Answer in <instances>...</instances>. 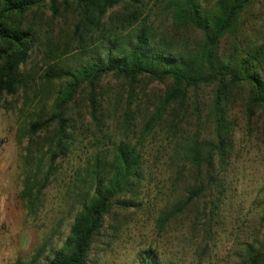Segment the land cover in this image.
Segmentation results:
<instances>
[{
    "label": "trees",
    "instance_id": "trees-1",
    "mask_svg": "<svg viewBox=\"0 0 264 264\" xmlns=\"http://www.w3.org/2000/svg\"><path fill=\"white\" fill-rule=\"evenodd\" d=\"M258 1L155 0L148 6L146 0H0V96L13 95L26 84L21 67L39 46L46 49L44 77L64 83L53 112L31 122L27 135L54 125L56 154L65 155L75 140L68 110L79 89H87L90 119L98 131L100 81L111 76L122 87L118 139L108 135L107 152L97 149L86 157L81 207L46 264H89L107 217L113 219L111 210L116 206L129 213L138 205L134 189L144 178L145 141L159 132L167 136L187 182L177 199L159 209L156 229L163 231L205 197L211 229L225 197L222 175L232 157L236 110L248 133L256 130L264 137V39L252 43L240 35L242 14ZM45 6L51 19L61 9L71 14V35L66 30L52 34L38 13ZM160 16L166 22L155 24ZM226 35L233 39L227 50L221 47ZM92 37L100 43L96 54L77 67L64 66L63 56L72 45L84 48ZM152 84L162 88L151 89ZM242 252L237 264H264V244L247 243ZM42 253L39 249L32 260ZM137 264L176 263L149 247Z\"/></svg>",
    "mask_w": 264,
    "mask_h": 264
},
{
    "label": "rangeland",
    "instance_id": "rangeland-1",
    "mask_svg": "<svg viewBox=\"0 0 264 264\" xmlns=\"http://www.w3.org/2000/svg\"><path fill=\"white\" fill-rule=\"evenodd\" d=\"M146 1L151 6L155 0ZM204 1L212 4L215 0ZM38 13L44 23L49 22L52 34L58 35L59 30L65 34L66 30L71 35L70 13L61 9L59 16L51 19L48 6ZM32 16V12L27 14L28 19ZM240 21V35L260 43L264 39V0L244 12ZM161 22H166L165 17H158L155 24ZM189 37L197 38V34ZM232 40L226 35L221 47L227 50ZM99 44L96 37L89 38L84 48L73 44L63 56V65L77 67L96 54ZM45 50L35 47L21 67L26 84L13 95L0 96V264L18 259L24 264L47 263L81 207L86 157L97 149L107 152L111 146L108 135L118 139L122 87L111 76L99 85L103 98L99 95L97 101L103 107L97 112L102 122L98 131L90 119L87 89H79L68 110L76 126L75 140L65 155L56 154L54 125L32 136L26 134L31 122L50 116L53 100L64 84L44 77ZM160 86L149 85L151 89ZM207 93H202L205 98ZM236 111L232 157L222 175L225 197L211 229L206 197L189 206L163 231L156 229L159 209L177 199L187 182L182 163L172 158L167 136L159 132L145 141L144 178L134 189L138 205L128 209L129 213L116 206L111 210L113 219L107 217L101 237L91 248L89 264H137L149 247L176 264H237L247 243L257 248L264 244V137L256 130L248 133ZM39 249L43 253L35 262L32 258Z\"/></svg>",
    "mask_w": 264,
    "mask_h": 264
}]
</instances>
